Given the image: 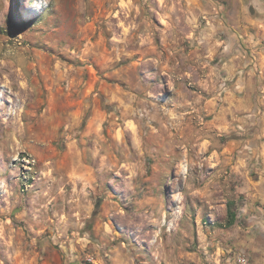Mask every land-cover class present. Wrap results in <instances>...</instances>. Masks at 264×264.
Returning a JSON list of instances; mask_svg holds the SVG:
<instances>
[{
	"label": "rangeland",
	"instance_id": "1",
	"mask_svg": "<svg viewBox=\"0 0 264 264\" xmlns=\"http://www.w3.org/2000/svg\"><path fill=\"white\" fill-rule=\"evenodd\" d=\"M124 1L0 0V264H216L259 48Z\"/></svg>",
	"mask_w": 264,
	"mask_h": 264
},
{
	"label": "crops",
	"instance_id": "2",
	"mask_svg": "<svg viewBox=\"0 0 264 264\" xmlns=\"http://www.w3.org/2000/svg\"><path fill=\"white\" fill-rule=\"evenodd\" d=\"M124 3L128 8L139 3L147 14L153 10L157 14L165 15L169 10L175 9L180 14L187 15L198 26L200 33L212 28L235 30L242 41H253L250 43L259 48V55L255 62L249 61V69L240 71L245 76H242L243 79L239 80L237 86L252 95L261 90L260 82L264 78V47L259 46L263 44L261 39H264V21L259 17L262 11L256 8L255 1L125 0ZM233 14L237 15L236 20L232 17ZM250 31H255V34L251 33L253 37L249 36ZM245 123L249 124L248 121ZM254 131V137L245 141L250 148L247 151L245 146L242 147L236 167L242 178L239 184V192L242 194L240 208L239 211L233 210L236 221L226 227L219 242L210 243L217 248L214 254L216 264H240L238 257L241 254L247 256L248 264H264V120H261L260 127Z\"/></svg>",
	"mask_w": 264,
	"mask_h": 264
},
{
	"label": "built area",
	"instance_id": "3",
	"mask_svg": "<svg viewBox=\"0 0 264 264\" xmlns=\"http://www.w3.org/2000/svg\"><path fill=\"white\" fill-rule=\"evenodd\" d=\"M23 164H22V167H24L25 169H28V170H31L34 163H35V159H32L30 157L26 158V157H23ZM27 171H24L23 172V178H24V182L22 183L23 184V188L22 190L23 191H26L29 189V187L32 186V182L29 181V178H28V175L26 174ZM238 262L240 264H248V258L246 255H239L238 257Z\"/></svg>",
	"mask_w": 264,
	"mask_h": 264
},
{
	"label": "trees",
	"instance_id": "4",
	"mask_svg": "<svg viewBox=\"0 0 264 264\" xmlns=\"http://www.w3.org/2000/svg\"><path fill=\"white\" fill-rule=\"evenodd\" d=\"M236 221V214L232 210H228L227 226H231Z\"/></svg>",
	"mask_w": 264,
	"mask_h": 264
},
{
	"label": "bare ground",
	"instance_id": "5",
	"mask_svg": "<svg viewBox=\"0 0 264 264\" xmlns=\"http://www.w3.org/2000/svg\"><path fill=\"white\" fill-rule=\"evenodd\" d=\"M27 13H28V17L35 15V14L32 13L31 10H29V9H27ZM183 164H184V161H183Z\"/></svg>",
	"mask_w": 264,
	"mask_h": 264
}]
</instances>
